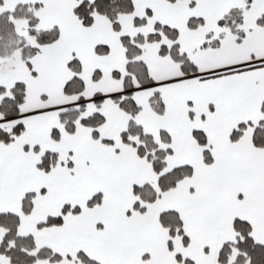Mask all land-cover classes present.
<instances>
[{
  "label": "snow or ice",
  "instance_id": "obj_1",
  "mask_svg": "<svg viewBox=\"0 0 264 264\" xmlns=\"http://www.w3.org/2000/svg\"><path fill=\"white\" fill-rule=\"evenodd\" d=\"M0 264H264V0H0Z\"/></svg>",
  "mask_w": 264,
  "mask_h": 264
}]
</instances>
